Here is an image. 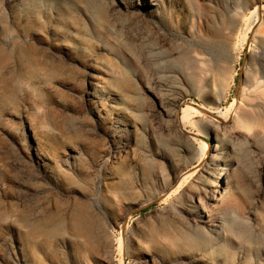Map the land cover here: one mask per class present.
Here are the masks:
<instances>
[{"label": "rangeland", "instance_id": "1", "mask_svg": "<svg viewBox=\"0 0 264 264\" xmlns=\"http://www.w3.org/2000/svg\"><path fill=\"white\" fill-rule=\"evenodd\" d=\"M152 1L0 0V264H264V0Z\"/></svg>", "mask_w": 264, "mask_h": 264}, {"label": "bare ground", "instance_id": "2", "mask_svg": "<svg viewBox=\"0 0 264 264\" xmlns=\"http://www.w3.org/2000/svg\"><path fill=\"white\" fill-rule=\"evenodd\" d=\"M136 1L138 2L137 5H142L143 4V6L145 5L146 8L148 6L150 7V6L154 5L152 0H136ZM214 32L216 33V35H222L223 36V32H221L220 30H214ZM98 82H99L98 79H95L94 81H92V83H90V96H89L90 99L89 100L92 101V104L94 105L93 112L100 119H102V118L104 119L105 118L104 110H102V112H101V110L97 109V107H96L97 104H98V100L97 99L101 98L102 95H103V94H97V95L95 94V92L97 91ZM120 109H121V107L120 106H116V105H114V108H112L114 113L115 112L118 113V110H120ZM185 111H187V109H185ZM183 119H181V120H183ZM122 130L123 129H121V126H118L117 128L110 129V134L112 135V140L117 144L116 152H118V153H122V152L126 151L128 149V147H129V142L123 143V140H125V135L122 134ZM211 146L212 145L209 144V143H206V145L201 146L202 149H203L204 155L206 153L204 150L207 149V148H212L213 147V146L212 147ZM207 152H209V150ZM35 155H36L35 159L40 165H42V166L48 165V163H47L48 159L45 158V156L43 154H41V153H39L37 151ZM232 155H234V153L227 151L223 147H219V145H215L214 148H213V151L208 153L209 161H208V163H206L207 167L204 170V172L199 176V183H201V185L203 184V187H200V189L198 191V194H197L199 196V202L201 204L196 205L197 214H198L199 220L201 222H203V223L207 222V220L205 221V213H203L204 211L201 210V206L203 205V200L205 198H208L210 200H216L217 201V200H220V199H222L224 197L223 189L226 188V187L222 183V179L224 178V176H223L224 173L225 172L228 173L231 170L232 166H233L232 158L230 157ZM48 168H49V165H48ZM48 168L45 167V171L47 173H48ZM105 171H106V173H111L112 169L111 168H107ZM220 172H221V176L219 178V173ZM216 179H217V181H216ZM209 189H210V192H211L210 197H208V194H207ZM213 226H214L213 227L214 231L217 232L218 230H215V229H218V227L221 226V225L217 224V225H213ZM230 226L233 227V228H238V229L243 230V231L246 230L245 226L243 224L239 223L236 220L235 221L233 220L230 223ZM217 233H219V232H217ZM195 260L196 261H201L202 259L200 257H197V258L194 259V261Z\"/></svg>", "mask_w": 264, "mask_h": 264}]
</instances>
